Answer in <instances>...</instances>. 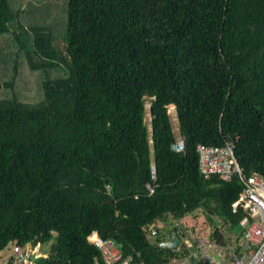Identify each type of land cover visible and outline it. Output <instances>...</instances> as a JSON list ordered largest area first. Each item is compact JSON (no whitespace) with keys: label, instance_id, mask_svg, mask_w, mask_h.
<instances>
[{"label":"trees","instance_id":"1","mask_svg":"<svg viewBox=\"0 0 264 264\" xmlns=\"http://www.w3.org/2000/svg\"><path fill=\"white\" fill-rule=\"evenodd\" d=\"M61 13L0 0V250L48 243L37 264H94V230L129 264H164L179 252L148 226L171 238L200 207L213 240L237 238L242 182L204 177L196 145L232 141L243 175H264V0H64Z\"/></svg>","mask_w":264,"mask_h":264},{"label":"built area","instance_id":"2","mask_svg":"<svg viewBox=\"0 0 264 264\" xmlns=\"http://www.w3.org/2000/svg\"><path fill=\"white\" fill-rule=\"evenodd\" d=\"M171 148L175 151L184 150L183 138L178 137ZM196 153L198 170L204 177L218 175L222 179H228L232 174L238 176L242 188L231 206L232 210L241 206L246 218L241 221L243 228L239 236L223 243L211 239L204 230L193 237L185 234L188 230L185 227L172 233L171 238L166 241L176 242L172 249L178 251L179 256L170 258L164 264H264V175H243L232 141L221 145L198 143ZM146 187L148 193H151V184L146 183ZM153 226L157 227L158 224L151 223L148 226L150 236L155 233ZM86 240L99 250L101 262L94 264H129L130 258L123 256L121 248L112 239L102 238L92 230L86 235ZM7 252L6 257L0 259V264H37L34 257L39 254L34 253L26 244L12 242Z\"/></svg>","mask_w":264,"mask_h":264},{"label":"rangeland","instance_id":"3","mask_svg":"<svg viewBox=\"0 0 264 264\" xmlns=\"http://www.w3.org/2000/svg\"><path fill=\"white\" fill-rule=\"evenodd\" d=\"M43 1L50 3L53 15H58V14L62 15L61 7H64V0H62V2H61V0H43ZM58 28H61V26H58ZM148 103H149L148 97L144 96V119H145L146 124L148 126V129L150 131V123H149L150 122V114H149V110H147ZM168 113H169V116L171 119L172 128H175V136H176L178 134V132H177L178 119L176 116V112H175L173 103L168 105ZM203 214H204V211L201 207L196 208L192 211V213H189V214L185 215L183 218H180L179 222L177 220V224H181L183 227L188 228V230L185 231V234L186 235L189 234V237H193L194 235H196L198 233H202L204 231H207L208 234H211L210 232L212 231V227H210L208 225L206 219H204ZM166 222H170V220L168 219ZM164 225L165 226L163 228H161L158 232L159 233L158 237L160 238L161 241H165L166 239L169 238V235H168L169 231L167 228L169 224L165 223ZM240 226H241V228H243V224H240ZM220 229L224 233L225 237H229V236L233 237V233L230 231L228 232L225 229V227H224V229H222V228H220ZM200 231H202V232H200ZM38 248L40 249V252L45 251L48 248V243H46L44 245L38 244ZM5 250H6V248H3L0 251L4 252Z\"/></svg>","mask_w":264,"mask_h":264},{"label":"crops","instance_id":"4","mask_svg":"<svg viewBox=\"0 0 264 264\" xmlns=\"http://www.w3.org/2000/svg\"><path fill=\"white\" fill-rule=\"evenodd\" d=\"M173 131H174V133H175V128H173ZM157 224H159L158 225V227H159V229H161V228H163V224L162 223H160L159 221H157L156 222ZM12 242H9L8 244H6L3 248H6V250L4 251V252H1L0 251V259H4L5 257H6V255H7V249L10 247V244H11ZM29 248H31L32 249V251L34 252V253H37V254H39L38 256L39 257H42V255L43 256H45L47 253H46V250L45 251H42V252H40V249L38 248V244H40V243H34V244H29V243H25ZM40 245H42V244H40ZM2 248V249H3ZM38 256H36V257H38ZM36 257H34V258H36Z\"/></svg>","mask_w":264,"mask_h":264},{"label":"water","instance_id":"5","mask_svg":"<svg viewBox=\"0 0 264 264\" xmlns=\"http://www.w3.org/2000/svg\"><path fill=\"white\" fill-rule=\"evenodd\" d=\"M160 246H165V247H168V248H173V247H175V245H176V242H174V241H165V242H161L160 244H159Z\"/></svg>","mask_w":264,"mask_h":264},{"label":"clouds","instance_id":"6","mask_svg":"<svg viewBox=\"0 0 264 264\" xmlns=\"http://www.w3.org/2000/svg\"><path fill=\"white\" fill-rule=\"evenodd\" d=\"M170 104H171V103H170ZM170 104H169V105H170ZM209 236H210V234H209ZM233 237H234V236H233ZM210 238H211V237H210ZM231 238H232V237L229 236V239H228V240H230ZM211 239H212V238H211ZM165 241H166V240H165ZM169 241H170V240H169ZM161 242H163V241H161ZM161 242H160V243H161ZM166 242H167V241H166ZM175 246H176V245H175ZM173 248H174V247H173Z\"/></svg>","mask_w":264,"mask_h":264},{"label":"flooded vegetation","instance_id":"7","mask_svg":"<svg viewBox=\"0 0 264 264\" xmlns=\"http://www.w3.org/2000/svg\"><path fill=\"white\" fill-rule=\"evenodd\" d=\"M163 242H165V241H163Z\"/></svg>","mask_w":264,"mask_h":264}]
</instances>
